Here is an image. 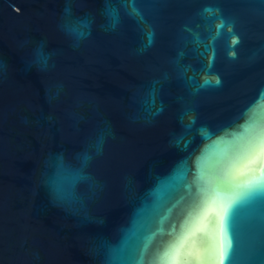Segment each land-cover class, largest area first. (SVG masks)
Masks as SVG:
<instances>
[{
    "label": "water",
    "instance_id": "95a60500",
    "mask_svg": "<svg viewBox=\"0 0 264 264\" xmlns=\"http://www.w3.org/2000/svg\"><path fill=\"white\" fill-rule=\"evenodd\" d=\"M0 264H264V0H0Z\"/></svg>",
    "mask_w": 264,
    "mask_h": 264
}]
</instances>
